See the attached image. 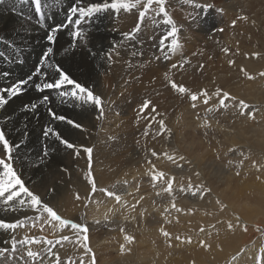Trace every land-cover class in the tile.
<instances>
[{
	"label": "bare ground",
	"instance_id": "obj_1",
	"mask_svg": "<svg viewBox=\"0 0 264 264\" xmlns=\"http://www.w3.org/2000/svg\"><path fill=\"white\" fill-rule=\"evenodd\" d=\"M73 2H74V0H57L56 5L52 8H50V10H49L50 15L44 21V23L47 25V28H45L39 24L38 19H37V14H36L33 6L30 3H24V2H22V0H3V2L0 3V51L9 52V54H11V52L8 48L9 43H13L17 46H20L22 48V53L20 54V58L23 61L22 63L18 62L15 64L4 63L3 61H0V73L8 72L11 74L7 79L0 76V86H5V85L10 84L16 80L23 79V78L27 77L28 75H30L34 72V70L36 69L38 62L41 58L42 53L48 47V44L46 42V36L48 35L47 29H50L53 26H55L57 24H61L64 22L65 15H66L68 9L72 6ZM88 2L93 3V2H96V0H88ZM196 3L199 5H209V6H211L210 7L211 9H214V10L219 9L220 11L224 10L225 12L230 13V18H229L228 23H227L228 26L224 31H220V30L201 31L200 30L201 25H200L199 15H200L201 10H206L209 7H205L203 9H201L200 7H193L191 4L188 3V0H167V5H166L167 11L170 13L175 24L181 29V31L179 33V43L181 44V48L178 52H176L174 54L168 53L166 46H164L165 51H161L162 46L159 44V41L161 39H163L164 35L167 33L168 26L164 25L160 18H157V23L153 24L151 21V18L149 17L148 19L145 20L143 29L140 33L137 34L136 38L133 40L124 42L123 46L118 48L119 55L113 54L111 66H109L106 56L104 59H101V54L106 53L108 49L112 48L113 45H117L122 40V34L123 33L131 32L132 29L135 27V24H136L137 19H138V14H137L136 10H133V12L131 14H126V13L121 12L119 17H117V18H114V16H115L114 13H112L111 11H108V12L104 13L103 15H101L97 22L93 23L92 27L89 29L88 36H89V46H90L91 50L93 52H95V56L90 55L87 50H85L81 47L76 48L70 55H65L63 52V49H65L66 47H68L72 43L71 38L68 35L69 30L65 29L64 31L59 33L57 40H56V43H55V60L57 62H59L66 70H68V72L71 74L72 78L77 80L82 85L91 88L95 94H97L103 98L104 104L106 105L105 110H104V112L107 113L106 118L109 119V116L112 117L114 120H116L117 124L113 123L111 120L112 118H110L111 123L121 127L119 129H120V131H122L124 133L123 134L118 129V131L120 133H122L121 139H124V137H126L128 134L134 132V129L137 127L135 130L139 129V131H141V133H140L141 136H142V134L145 135V133L147 134V132H150V133H152L153 139H154L156 144H158L159 142H162L161 145L166 146L167 148L170 147L171 149H173L172 145H169V144H171V142H172V137H174V132L177 129L176 128L177 125L179 124V126H180V123L184 121L183 120L184 116H183L182 112L186 114L187 111H190V108H192L193 102L189 99V97L187 95L181 96L178 93H176L170 87V84L168 82L169 79L175 81L179 85L186 87L187 89H189V91L191 93L199 94L202 91H207L210 96H212V94L216 91L217 88L221 89L222 91H227L229 93L230 90L228 91V89L231 85L233 88L236 87V89H238L237 87H242L245 85L250 86L248 89L249 92H247V93L245 92V90L243 91V88H241V90L238 89L240 91L239 93L237 92L238 94L235 92L236 91L235 89L232 90L235 92V93L234 92L233 93L236 94L235 97L237 99V102L239 100H243V101H245V103H247L249 101L247 103L249 105V107L247 109L243 110L244 114H241V110L238 107H234V108H236V109H234L235 111L229 107L226 110L220 109L218 111H214L212 113H209L207 111V109L209 107H212L213 105H218V103H216L215 100H217V102H218L219 98L216 99L215 96H212V99L209 101L208 105H205L203 103V97H201L200 99H198L195 102L196 103V107H195L196 111L197 110L206 111L207 113L204 115L208 119V123L212 126L210 130H207V136L205 134H203L204 135L203 137L207 138L208 145L214 143V145L218 146V145H222V142H224V141H227V142L231 143V145H234L237 141L239 143H242V138H243V134L245 131L249 130L250 133H254V134H258L260 132V130L256 128V127H261L260 124H254V123L250 124V119L253 117H256L258 115L261 117V114L264 112V103H263L264 101H262V103H260V101H257L255 99L252 100V99H247V98H255L256 97L258 99L257 93H259V91L262 88H264V76L260 77V79H259L260 81L258 79H256V78H258L256 76V73L264 72V5H263L264 0H252V3H251V0H196ZM234 14H236V15L234 16ZM28 17H31V19L30 20L27 19ZM239 17H246V19H239ZM233 24H234V26H233ZM1 46H3L4 50L1 49ZM154 46H156L155 49H154ZM225 49L227 51H225ZM166 55L168 58H165ZM184 59L190 61V63L184 65L183 68L177 67L176 69H173L171 67V65L173 63H177L179 65V63ZM257 61H261V63L256 64ZM201 65H203V67H201ZM241 69H243L244 71L249 73L251 76L253 75V77L256 76V78H254V79H256L257 82H259V86L257 84H255V85H257V87L254 85V83H253L254 80L251 83L250 81H252V79H249L250 81H248L246 79V76L244 75V71H241ZM154 72H157V74L153 75ZM166 76H167V78H166ZM230 89H232V88H230ZM250 89H251V91H250ZM261 94L262 93H260V95ZM42 95L43 94L37 93L34 89H28L22 95H20L18 97H14L12 100H10L9 104L5 106V109L0 110V127H5L8 130V136L13 143L19 142L20 138H21L19 136V134L25 133V130H26V133H27V135L25 137L26 142L23 144L21 149H25L28 145H33L37 148V151L34 153V155L29 156V157H21V159L23 161H25V164L23 166L22 171H23V179L25 180L27 186L31 190L34 191V183L37 182V180L39 181L42 178V179H45L46 181H49L50 179H52V181L57 182L55 192L61 193V192H63V189L68 185L67 184L64 186L63 184L65 183V181L63 183L61 181V179H62V174L65 173V170L69 167V157L71 156L72 150L66 149L60 143H58L59 145L51 144V145H49L53 151L51 153V155L49 157H45L43 160H38V158L41 156V153L44 151L43 147L46 146L47 142H46V138H43L42 135L36 136L35 133L38 131V129L40 128V126L44 122L53 121V120L49 117V115L46 111L47 106L38 107L37 113H30V112L23 111V106L25 104H28V103L33 102V101H38ZM52 95H53V97H55V93H53ZM261 96H263V95H261ZM145 99L150 100L152 102V105L155 106V108L157 109V112L155 114H153L150 110L146 111L143 114H140L139 109H140L142 102ZM211 101H212V104H211ZM226 103L232 104V101H227ZM50 106L58 114L64 115L70 119L73 116L80 114V116L75 117V118H78L77 120H78V123L80 125L88 124L90 119L92 118V116H94V114L97 112L96 108L94 106H91V105H89V106H73L72 104L60 105V104H58V102L55 99L52 100V103ZM121 117H124L126 119V121H124L123 118H122L123 120L118 119ZM127 118H129V119H127ZM161 118H163L165 121L167 131H165L163 129H159L158 121ZM198 118L201 119L200 117H198ZM135 120L138 121L137 122L138 124H136ZM25 122H26V129H25ZM59 122H61V121H59ZM230 122H232L233 126H230L231 125ZM186 123H189V122L187 121ZM183 124L181 125L182 127H183ZM199 126H201L200 123H199ZM199 126H196V127H199ZM193 127H195V125H193ZM253 128H256L257 130L253 129ZM17 129H19V130H17ZM232 130H235V132L232 133ZM119 132H117V133H119ZM164 134H165V136H164ZM108 136H109V138H112L111 140H114V138H115L113 133H109ZM127 138H128V136H127ZM140 139L138 141H140ZM183 139H184V137H183ZM221 139H222V141H221ZM120 140H118V141H120ZM126 140H128V139H126ZM259 140L260 141H258V142H259V144H261L259 146L263 147L262 149H264V134L262 135L261 139H259ZM173 142L176 143L174 140H173ZM112 145H114V143H112ZM119 145H120V143H119ZM0 147H2V146H0ZM112 148L114 149L115 147L112 146ZM47 151L49 152L48 148H47ZM175 151H176V153L178 152V154H179L178 156H173V157H175V161L176 160L181 161L180 157L182 155L180 154L179 150H175ZM225 151L227 152V150H225ZM127 153L130 154V153H132V151H127ZM237 154L239 157V153H237ZM3 155H4L3 152L0 151V157H3ZM165 155L160 156L155 161H151V163H149V161L143 162L141 160H137V158H134L135 157L134 155H132L134 157H132V156H130L128 158L125 157L126 159H123L121 161L108 162L107 167L109 168V166H110L112 168L111 172L107 175H104V176L99 175L100 177L101 176L102 177H101V179H97V186H98V188L103 187L105 184H107L109 186L110 184H112L114 182L115 179L119 178L122 182L123 181L124 182L118 183L115 187H113V190L115 191L116 194H118L120 196L126 195V198L130 199V200H128V199L126 200V199H124L125 196L124 197L121 196L122 199H121L120 205H123V202L125 200L129 201V202L131 201V203H132V200H131L132 197L130 198L129 196L132 195L133 192H135L137 194V196L140 197V194L142 193L141 189L138 190L139 188L138 187L136 188V186L138 185L137 183L142 184L141 183L142 179L140 178V176L141 175L142 176L143 175L151 176V169H153V168L156 171L163 172L162 168H161L162 164L164 165V163H168V161H172V160L167 159V156H165ZM183 157H184V155H183ZM66 158H68V159H66ZM114 159L115 158L113 157V160ZM201 159H200V161H201ZM34 161H38L39 166H35L33 163ZM41 161H43L44 163H41ZM63 161H67L68 164L66 163V164L61 165V162H63ZM185 161H186V159L183 162H185ZM176 162L170 163V164H172V166L170 167L171 177L169 176L170 178H174L175 183H176L177 179H179L178 177L181 175V173L183 174V172H181V171H184L183 168L185 167L184 166L182 168L180 165H178L179 163H176ZM222 164H223V162H222ZM60 165H61V167H60ZM64 165H66V166H64ZM221 167H223V166H221ZM239 169H240V167H239ZM253 169H255V168H253ZM101 170H103V169H101ZM106 170H104V171H106ZM249 170H251V169H249ZM185 171H186V169H185ZM248 171H246V172H248ZM103 173H105V172H103ZM252 173H254V172H252ZM249 174H250V172H249ZM188 175H189V173H188ZM224 176H225V174H224ZM227 176L228 175H226L225 177H227ZM232 177H234L233 174L229 176V179ZM198 178H199V176H198ZM240 178L241 177H239V179L237 178L238 181L240 180ZM227 179H228V177H227ZM79 180H81V179H79ZM136 180L137 181L140 180V181L136 183ZM146 181H148V179ZM227 181H229V180H227ZM75 182H78V181L76 180ZM125 182H131V183L129 185H126L127 183L125 184ZM261 183L262 182H260V184ZM71 185H69V186H71ZM202 185H204V184H202ZM225 185L223 187H224L225 191H227L228 190L227 189L228 184L226 186ZM230 185L233 186V184H230ZM164 186H166V185H164L163 182H159L155 188H152L154 191L153 195H145L144 196L146 201L152 205H155L157 203H160L161 205H163L166 201L165 199H163V196L166 197L168 195L167 193L162 191V187H164ZM235 186H237V185H235ZM240 186H241V188H243L242 185H239V188H240ZM143 187L144 186H142V188ZM256 187L257 186L255 184L250 185V189H255ZM66 188L68 189L69 187H66ZM109 188H111V187H109ZM228 188H230V186ZM245 188L246 187L244 186V188H243L244 191L246 190ZM258 188L259 187H257V189ZM74 189H77V188H74ZM74 189L70 188L67 191L68 196L70 198L74 199L73 202L76 200L75 199L76 195L80 194V192L78 190H74ZM152 189H149V190L152 191ZM179 189H180L179 185L175 184L173 196H171L174 200L175 199L178 200L177 196H179V195H177V194L179 193ZM80 190H81V188H80ZM88 190H90V188H88ZM220 190H222V189L220 188ZM229 190L233 191V189H229ZM150 191H148L147 193L149 194ZM232 191H231V193H233ZM157 192H160L161 194L158 196L156 194ZM240 192L241 191H239V193ZM231 193L230 194L227 193V195L230 196ZM262 193H264V192H262ZM143 194H141V196H143ZM162 194H163V196H162ZM181 194H183V193H181ZM187 194H185V195H187ZM57 195H60V194H57ZM240 195L243 196L242 194H240ZM240 195H238V196H240ZM94 196H96V195L94 194ZM204 196H205V194L203 195V197ZM69 197H67V198H69ZM171 197L168 198L167 202L173 200V199H170ZM81 198H83V196ZM150 198H152V199H150ZM197 198H199V197L195 196L191 201L188 202L190 205H188V204H186V205L187 206L193 205L194 207H196V206L199 207V205L201 203H200V199H197ZM207 198H208V196H207ZM133 199H135V198L133 197ZM148 199H150V200H148ZM106 200L108 203V199H106ZM181 200H183V199L181 198L179 200L180 201L179 205L181 202L185 204V202L181 201ZM56 201L57 200H54V203H56ZM67 201L69 202V200H67ZM113 201H115V199ZM207 201H206L207 202L206 204H204L205 201H202L205 206L209 207V206L213 205L209 202V200H207ZM65 202H66V200L64 201V203ZM71 202H72V200H71ZM103 202H104V204L106 203L105 201H103ZM92 203L93 202H91V204ZM144 203H142V204L145 205ZM254 203L256 204V201H254ZM58 204L61 205L59 202H58ZM109 204L110 205L103 206L102 208L100 207L101 211L108 212L110 214V221L111 222L107 223V224L105 223V224L107 226L113 227V229L115 226H118V228H122L123 221L126 218H124L123 221H121V219L118 220L117 218H115V215L117 213H116V210L114 208L117 206L113 205L112 202ZM116 204H118V203H116ZM228 205L230 207H232L230 205V203ZM233 206H234V204H233ZM246 206L248 207L249 205H246ZM6 207L7 206H5L2 202H0V219L5 220L6 222H15L18 219H26L27 217H34L36 215L35 213H32V212L19 211L20 208H22V207H20L18 203L15 204V208H16L15 211H13L11 209L5 210ZM181 207H183V206L181 205ZM208 207H206V208H208ZM55 208H57V207H55ZM185 208L189 209L188 207H185ZM157 210H159V209L157 208ZM191 210H192V208H191ZM233 210H234V208H233ZM250 210H252V209H250ZM255 210H253V211L255 212ZM235 211H237V210H235ZM247 211L249 212V210H247ZM99 212H100V210H99ZM167 212H161L160 216L164 215ZM171 212H172V209H171ZM183 212H184V210H183ZM108 213H107V215H109ZM176 213H178V212H176ZM187 213H189V212H187ZM98 214L99 213H97V215ZM178 214H180V211ZM178 214H177L176 218H180V216ZM86 216H88V215H86ZM238 216H240V215H238ZM107 217H104V218H107ZM247 217H249V215L246 216V218ZM86 218H89V217H86ZM92 218H94V216ZM98 218H101V216H99ZM140 220L143 221V219H140ZM240 220H241V218H240ZM243 220H242V222L244 223L245 220L244 221ZM250 221H248V223ZM125 222H127V221H125ZM102 223H104V222H102ZM101 225H104V224H101ZM138 226H140V225H138ZM39 228H40V226H39ZM103 228H104V226H103ZM243 228H244V226H243ZM263 228H264V226H263ZM263 228H261V229H263ZM27 230H29V229H27ZM101 230H102V228H101ZM116 231H118V230H116ZM263 231H264V229H263ZM228 232H230V234H231V231H228ZM252 232H251V234H252ZM30 233L32 234L31 231H30ZM253 233L255 234V232H253ZM262 233L264 234V232H262ZM234 234H235V232H234ZM107 235H108V233H107ZM238 235L239 234H237V236ZM13 236L14 235L12 232H4L3 230H0V247L10 248V242H8V241L11 240V238ZM176 236L179 237L178 235H176ZM225 236H227V235L225 234ZM230 236H234V235H230ZM203 237L205 238L206 235ZM205 239H207V238H205ZM216 239H219V238H216ZM244 239H246V238H244ZM178 240H181V239H178ZM236 240H238V239H236ZM240 240H241V238H240ZM240 240H239V242H240ZM6 241L8 243H5ZM104 241H106V240L104 239ZM216 241H218V240H216ZM258 241H260V240H258ZM97 242H98V240H97ZM106 242H104V243H106ZM187 242H188V240H187ZM198 242L199 241H197V243ZM200 242L202 243V241H200ZM231 242H233V241L230 240V243ZM194 243H196V242H194ZM214 243H215V241H214ZM236 243H235V245H236ZM252 243H255V240ZM217 244H219V243L217 242ZM217 244L215 243V247H217ZM241 244H243V243H241ZM241 244H240V246H242ZM225 245H224V247H225ZM249 245H250V243H249ZM249 245L244 249V252L249 250V248H250ZM179 246H181L180 243H179ZM213 247H214V245H213ZM219 247H220V245H219ZM219 247L214 248V249L218 250V249H220ZM230 247H232V246L230 245ZM108 248H110V247H108ZM179 248L181 249L182 247H179ZM202 248L204 249L203 246H202ZM202 248H200V251H202L201 250ZM207 248H205V249L208 250ZM238 248H240V247H238ZM35 249H37V248L35 247ZM95 249H96V247H95ZM97 250H96V252H97ZM183 250H185V248H183ZM147 251H149V250L147 249ZM185 251H187V250H185ZM190 251L192 252V249ZM200 251L197 252V249H196L194 256H192L191 252L190 253L188 251L187 252L192 256V259H194L193 257H195V259L197 261H199L200 259L198 260L196 258V257H198V255H196V254L201 253ZM208 251H205V253ZM211 251L212 250H210L209 252H211ZM226 251L229 254L230 251H228V250H226ZM83 252H85V251H83ZM187 252H185V253H187ZM205 253H203V254L205 255ZM235 253L237 255V252H235ZM177 254H178L177 256L182 257L183 253L181 254V256L179 255V252ZM189 254L188 255L186 254L187 257L189 256ZM203 254L200 256H203ZM213 254H215V253L213 252L212 256H213ZM221 254H223V253H221ZM206 255L208 256L209 253ZM216 256H217V253H216ZM221 256H218V257L223 258ZM256 256H257L256 253L253 254L252 259H254V257H256ZM124 258H126V257H124ZM164 258L166 259V257H164ZM189 258L191 259V257H189ZM201 258L203 260V257H201ZM148 259H150V258H148ZM185 259H186V257H185ZM215 259H217V257H215ZM182 260L183 259H181V261H179V259H178L179 262H182V263L185 262V260L184 261H182ZM202 260H201V262H202ZM155 261L158 263V261H161V260L158 259ZM169 261L174 263L177 260L175 259V261H174V258H170ZM193 261H195V260H193ZM204 261L205 260H203V262ZM238 261H239V259L233 260L232 263L238 264ZM188 262L190 264L194 263V262L192 263L190 261H188ZM81 263L82 262H80V264ZM113 264H114V262H113ZM169 264H171V263H169ZM197 264H199V262Z\"/></svg>",
	"mask_w": 264,
	"mask_h": 264
},
{
	"label": "rangeland",
	"instance_id": "obj_2",
	"mask_svg": "<svg viewBox=\"0 0 264 264\" xmlns=\"http://www.w3.org/2000/svg\"><path fill=\"white\" fill-rule=\"evenodd\" d=\"M251 3H252V0H251ZM263 5H264V3H263ZM219 11H220L219 9L214 10L211 8H208L206 10H201L200 15H199L200 25H201L200 30L201 31H215V30H220V29H223V31H224L227 28V26H228L227 23H228V20L230 18V13L225 12L224 10H221L220 12ZM235 15L236 14H234V16ZM155 47L156 46H154V49H155ZM1 49L4 50L3 46H1ZM259 63H261V61L256 62V64H259ZM156 74H157V72H154L153 75H156ZM256 76L258 78H256ZM256 76H254V78H256L258 80L261 77L260 73H256ZM246 79L248 81H250L247 77H246ZM256 79H252V81H250V82L252 83L254 80V82H253L254 85L257 84L259 86V82H257ZM257 85H255V86L257 87ZM249 87L250 86L245 85V86L237 87V88L240 90H241V88H243V91L245 90V92L247 93V92H249V90H248ZM230 88H232V89H230ZM234 89L236 90L235 91L236 93L240 92L238 89H236V87L233 88L231 85L229 87L228 91L230 90L229 93L233 97L236 96V94H234L235 92L232 91ZM250 91H251V89H250ZM260 93H262L261 95H263V96H261ZM257 94H258V96L257 95L256 96L258 97V99L256 97L255 98H247V99H252V100L255 99L257 101H260V103H262V101H264V88H262L259 91V93H257ZM215 98L218 99L217 97H215ZM215 102L218 103L217 100H215ZM211 104H212V101H211ZM230 108L232 110L236 109L234 107H230ZM104 113L105 114L103 115V118H100L98 115V112H96L94 114V116H92V118L90 119L88 124L81 125L83 130H81L80 128H73V127H71V125H68L64 122L46 121L43 123L44 125L42 124L40 126V128L35 133V135L36 136L42 135L44 138V135H43L44 129H45L44 126L51 125L52 127L55 128V130H57L58 132L60 131L59 133L61 134V136L64 139L68 140L69 142L75 143L78 147H80V146L92 147L94 149L93 159H92V167H93L92 170H93V176H94L96 182H97V179H101L102 176L107 175L111 172L112 168L110 166H109L110 169L107 167L108 162L121 161L123 159H126V158L132 156V155L135 156V157L134 156H132V157L137 158V160H141L143 162L155 161L160 156H163L165 154H166L165 156H167V155L178 156L179 154H178V152L176 153L175 150H179L180 154L182 156L184 155V158L186 157L185 158L186 161L183 162L185 160V159H183L181 161L176 160L177 162L176 161L175 162L179 163L178 165H180L182 168L185 166L183 168L184 171H181V172H183L184 175L181 173V175L178 177L179 179H177L176 183L175 182L173 183V188H174L175 184H178L179 187H184L185 191H183V192L179 191V193L177 194V195H179V196H177L178 200L177 199L174 200L172 197L170 199H173L175 204H176V207L181 209L180 214H178L179 212L176 213L177 211L172 209L171 204H172L173 200L167 202L168 198L170 197L169 195L164 197L162 194L163 199L166 200L163 205H161L160 203L152 205L146 201L144 196L145 195H153L154 191L152 188L156 187V186L155 187L153 186V182L151 181V176H145V175L142 176L141 175L140 178L142 179V181H141L142 184L137 183L140 180H138V181L136 180V183L138 184L136 186V188L138 187L139 188L138 190L141 189V192H142L141 194H143V193L144 194H143V196H141V194H140V197H139V196H137V194L135 192H133V194H132L133 196L132 195L129 196L130 198L132 197L131 198L132 203H131V201L130 202L126 201L127 199L130 200L129 198H126V195H121L123 197L125 196L124 199H126V200L123 202V205H120V203L116 204V201H113L114 198L106 196L105 193H103L99 190L95 193L96 196H94V194H92V192H91V186L88 184V182L85 178L86 173L88 171L87 154L84 153L83 151H81L80 155L76 156L72 150L71 156L69 157V167L65 170V173L62 174L61 181L63 183L65 181V183L63 184L64 186L68 184L66 186V187H69L68 189L77 188L74 190H78L80 192L79 196H81V197L83 196V198H81L80 200H77L75 198L77 201L75 200L73 202L74 199H72L68 196V194H67L68 189L66 187L63 189V192L56 193L55 188H56L57 182L52 181V179H50L49 181H46L45 179H42V178L39 181L37 180V182L34 183V192L39 193L41 195L42 199L45 200L46 202H48L54 208L57 207L58 209L57 208H55V209L57 210L58 214L61 215L63 218H67V219H70L73 221H79L80 223L85 224L87 226V228H88V247L91 249V253L83 252L84 249L81 246H79L80 244L78 243V237H76L70 229H64V230L60 231V230L50 228L47 225H44L43 231H41L39 228L40 225H37V227H31L32 222L30 220L25 219L27 226L23 227V228H19L16 230L15 233H13L14 237L17 240H21L27 235L29 237L44 236L47 239H51L54 241V244L52 246V253L54 255H47L45 253H42L43 260L37 261V264H55V259H56L57 255L60 257L62 264H80V262H82L81 264H91V257L92 256L95 257V264H101V263L102 264H104V263L105 264H113V262H114V264H130V263L131 264H134V263L135 264H169V263H171V264H178V263L179 264L180 263L181 264H188L189 263L188 261H190L192 263L194 262L193 264H197L198 262H199V264H201V263L202 264H234V263H232L234 256L235 257L237 256L235 260L239 259L238 264H255V260L252 259V255L255 253L257 255H259L260 254L259 253L260 248L264 247V234L262 233V232H264L263 231V229H264L263 228V226H264V193H262V192H264V186H263L264 185V160H263L264 159V149H262L263 147L259 146L261 144H259V142H258V141H260L259 139H261L262 135L264 134V132H263L264 131V120H263L264 119V112L261 114V117L258 115L256 117H253L250 119V124L251 123L260 124L261 127H256L257 129L260 130V132L258 134L250 133V131L248 130V131H245L243 134L242 143H239L237 141L234 145H231V143L224 141V142H222V145L216 146V145H214V143L208 145L207 138L203 137L204 136L203 134H205L207 136V130H210L212 127L208 123V119L204 115L207 112L201 111V110L196 111V108L192 107V108H190V111H187L186 114L182 112V114L184 116L183 117L184 121L180 123V126H179V124L177 125V127H176L177 129L174 132L175 138L172 137V142H171V144H169V145H172L173 149H171L170 147L167 148L166 146L161 145L162 142H159L158 144H156L154 139H153L152 133H150V132H147V134L145 133V135L142 134V136H141V134H140L141 131H139V129L135 130L137 127L134 129V132L130 133L131 135L130 134L127 135L128 138L126 136V137H124V139H121L122 133H123L119 129L121 127L113 124V123H116V120H114L110 116H109V119L106 118L107 113L106 112H104ZM76 116H80V114H77ZM76 116H73L71 119L78 123V120H77L78 118H75ZM198 117H200L201 119L203 118V119L201 120ZM110 118H112L111 120L113 123H111ZM122 118L124 119V121H126V119L124 117H121L118 119L123 120ZM127 119H129V118H127ZM186 120L190 124L186 123L187 122ZM137 122L138 121H136V124H138ZM199 123L201 124V126H199ZM205 123H207L208 126H204ZM182 124H183V127L181 126ZM230 124H229L230 126H233L232 122H230ZM193 125H195V127H193ZM196 126H199L200 128L196 127ZM256 128H253V129H256ZM118 129L122 133H120L118 131ZM117 132H119L120 134ZM234 132H235V130H232V133H234ZM109 133L114 134V136H115L114 140H111L112 138H109V136H108ZM23 135H24V133L19 134L20 137ZM164 136H165V134H164ZM183 137H184V139H183ZM126 139H128V140H126ZM139 139H140V141H138ZM118 140H120V141H118ZM173 140L176 143H174ZM221 141H222V139H221ZM46 142H47V144L45 147H43V149L45 150L48 148L49 149V156H50L53 151L49 145H51V144L59 145L58 144L59 142L56 141L54 138H46ZM112 143H114V145H112ZM119 143H120V145H119ZM112 146L115 148L113 149ZM233 149H234V151H232ZM225 150H227V152ZM36 151H37V148L33 145H28L25 149L18 150L20 158L32 156V155H34V153ZM127 151H132V153L128 154ZM153 151L157 153V155L155 157L151 155V153ZM237 153H239V157H238ZM113 157L115 158L114 160H113ZM199 158L201 159V161ZM66 159H68V158H66ZM221 161L223 162V164ZM41 163H44V162L41 161ZM66 163L68 164L67 161H63V162H61V165L66 164ZM170 163H174V162L168 161V163H164V165L162 164V167H161L162 171L166 174L167 178L171 177L170 167L172 166V164H170ZM61 165H60V167H61ZM64 166H66V165H64ZM221 166H223V167H221ZM239 167H240V169H239ZM253 168H255V169H253ZM101 169H103V170H101ZM185 169H186V171H185ZM249 169H251V170H249ZM104 170H106V171H104ZM246 171H248V172H246ZM251 171L254 173H252ZM103 172H105V173H103ZM249 172H250V174H249ZM188 173H189V175H188ZM197 173H199V175H197ZM236 173H239V175H237ZM224 174H225V176L228 175L227 176L228 179H227V177L224 176ZM229 174L230 175L233 174V176H234V177H232L233 179L232 178L229 179V176H230ZM99 175H102V176L100 177ZM198 176H199V178H198ZM238 176L241 177L239 180L240 182L238 181V179H239ZM79 179H81V180H79ZM147 179H148V181H146ZM76 180L78 182H75ZM227 180H229V181H227ZM198 181L199 182L201 181V182L199 183ZM120 182L123 183L124 181L122 182L119 178H117L109 186L107 184H105L103 187H100V188L107 189L109 191H114L113 186L115 187ZM260 182H262V183L260 184ZM130 183L131 182H125L126 185H129ZM158 183L159 182H157L156 185ZM198 183H199V185H202V184H204V186L206 185L207 188L211 189V191H210V193H204L205 196L203 198H200V194L197 195L199 197L197 199H200V203H201L199 205V207L198 206L194 207L193 205L187 206L186 204L190 205L188 202L191 201L195 197L191 194V192H189L187 190V186L189 184H191L193 187H195L196 185H198ZM71 184L72 185L74 184V185L72 186ZM225 184L226 185L228 184L230 186V188H228L229 186L227 185V189H228V190L226 189L227 191H225V189L223 187ZM230 184H233V186ZM251 184H255L259 188L257 189V187H256L255 189H250ZM69 185H71V186H69ZM235 185H237L238 187ZM239 185H242L243 188L245 186L246 192L244 191L243 188H241V186L239 188ZM142 186H144V187L142 188ZM109 187H111V188H109ZM80 188H81V190H80ZM88 188H90V190H88ZM97 188H98V186H97ZM100 188H98V189H100ZM220 188L222 190H220ZM149 189H152V191H150ZM229 189H233V191L231 190L233 193H231V191ZM51 190H54V192H52ZM148 191H150L151 193L149 192V194H148L147 193ZM239 191H241V192L239 193ZM181 193H183V194H181ZM227 193L228 194L231 193V195L229 196V195H227ZM57 194H60V195H57ZM185 194H187V195H185ZM240 194H242L244 197L241 196ZM238 195H240V196H238ZM207 196H208V198H207ZM67 197H69V198H67ZM133 197L135 199H133ZM141 197H143L142 200L140 199ZM181 198L183 199L181 201H184L185 204L181 202L179 205V202H180L179 200ZM106 199H108V203H107ZM150 199H152V198H150ZM150 199H148V200H150ZM206 199L209 200V202L211 204H213L214 206L213 205H211L209 207L205 206L204 204H206L208 202ZM54 200H57L61 205H59L57 201H56V203H54ZM65 200H66V202L64 203ZM67 200H69V202ZM71 200H72V202H71ZM201 200L205 201L204 204ZM217 200H219L221 203L218 204ZM103 201H105L107 204L106 203L104 204ZM254 201H256V204L254 203ZM91 202H93V203L91 204ZM111 202L113 205L117 206L115 208L113 207L117 213L115 215V218H117L118 220L121 219V221H123L124 218L127 219V220L124 219L123 224H122V228H118V226H115L113 229V227L106 225L107 223L111 222L110 221V214L108 212L101 211V208L103 206L110 205L109 203H111ZM228 202L230 203V205L233 203L234 206L232 204L231 205L232 207H230L228 205L229 204ZM142 203H144L145 205H143ZM181 205L183 207H181ZM246 205H249L248 207L252 210H250ZM19 206L22 207V208H20L19 211L32 212V213H35L36 215L38 214V213L34 212L27 204H25L23 206H21V205H19ZM133 206H135V207H133ZM243 206L244 207L246 206V207L244 208ZM185 207H188L189 209H187ZM206 207H208V208H206ZM157 208L159 210H157ZM191 208H192V210H191ZM233 208H234V210H233ZM165 209H167L168 212L165 211ZM171 209H172V212H171ZM99 210H100V212H99ZM183 210H184V212H183ZM235 210H237V211H235ZM247 210H249V212ZM253 210H255V212ZM161 212H167V213L160 216ZM187 212H189V213H187ZM97 213H99V214L97 215ZM107 213L109 215H107ZM177 214L180 216V218H176ZM86 215H88V216H86ZM238 215H240V216H238ZM245 215L246 216L249 215V217L246 218ZM93 216H94V218H92ZM99 216H101V218H98ZM86 217H89V218H86ZM104 217H107V218H104ZM237 217L239 219H237ZM27 218H29V217H27ZM80 218H82V219H80ZM240 218H241V220H240ZM140 219H143V221ZM243 219L245 220L244 223L242 222ZM125 221H127V222H125ZM248 221H250V222L248 223ZM102 222H104V223H102ZM230 223L233 225V227L229 230L228 225ZM101 224H104V225H101ZM138 225H140V226H138ZM103 226H104V228H103ZM243 226H244V228H243ZM101 228H102V230H101ZM257 228L260 229V231ZM261 228H263V229H261ZM27 229H29V230H27ZM201 229H203V231H201ZM245 229H247V231L249 233ZM116 230H118V231H116ZM161 230L168 232L170 234V238L165 237L162 234ZM30 231L32 232V234L30 233ZM228 231H231V234ZM252 231L255 232V234ZM234 232H235V234H234ZM251 232H252V234H251ZM107 233H108V235H107ZM224 233L227 236L228 235L229 236L228 237L225 236ZM237 234H239L240 236L239 235L237 236ZM63 235H69L71 237L72 242L62 241L61 244H55V240L60 238ZM126 235L131 236L133 238L132 243H128L125 240ZM176 235H178L179 237H177ZM205 235H206L205 238H207V239H205L203 237ZM230 235H234V236H230ZM177 238L181 239V240H178ZM216 238H219L220 240L216 239ZM240 238L242 241L240 240ZM244 238H246V239H244ZM104 239L107 242L104 241ZM186 239L188 240V242ZM236 239H238V240H236ZM97 240H98V242H97ZM216 240H218V241H216ZM230 240L233 242L230 243ZM239 240H240V242H239ZM254 240H255V243H252ZM258 240H260V241H258ZM197 241H199V242L197 243ZM200 241H202V243ZM214 241L216 244H217V242L219 243V244H217V247H215ZM8 242H10V240ZM104 242H106V243H104ZM194 242H196V243H194ZM179 243L181 246H179ZM235 243H236V245H235ZM241 243H243V244H241ZM249 243H250V245H249ZM202 244H203L204 249L202 248ZM240 244L242 246H240ZM213 245H214V247H213ZM219 245H220V247H219ZM224 245H225V247H224ZM230 245L232 247H230ZM248 245L250 246L249 250L244 252V249ZM178 246L182 247V248L180 249ZM26 247L27 246H25V249H26ZM31 247L35 251H40L41 249H46L49 246L41 243L39 245H32ZM35 247L37 249H35ZM95 247H96V249H95ZM108 247H110V248H108ZM122 247H123V251L121 250ZM199 247L202 248L201 249L202 251H200ZM218 247L220 249H218V250L214 249V248H218ZM238 247H240V248H238ZM183 248H185V250H187L189 253L191 252L190 250L192 249V252H191L192 256L195 255L194 253H195L196 249H197V252L200 251L201 253L196 252L197 253L196 255H198V257H199V258L198 257H196V258L198 260L199 259L200 260L197 261L195 259V257H193L194 259H192V256L187 251L183 250ZM188 248L189 249L191 248V249L189 250ZM205 248H207L209 251L210 250H212V251L209 252ZM25 249H22L21 251H25ZM147 249L149 251H147ZM96 250H97V252H96ZM226 250L230 251L229 254ZM205 251H208V252L205 253ZM178 252H179L180 256L183 253L182 257L177 256ZM185 252H187V253H185ZM213 252L215 254H213V256H212ZM235 252H237V255ZM203 253H205V255ZM208 253H209V255L207 256L206 254H208ZM216 253H217V256H216ZM221 253H223V254H221ZM186 254L187 255L189 254V256L187 257ZM202 254H203V256H200ZM15 255H16V257H19L21 255V252H17ZM218 256H221L223 258H219ZM124 257H126V258H124ZM164 257H166V259ZM185 257H186V259H185ZM189 257H191V259ZM201 257H203V260H205L204 262H203ZM215 257H217V259H215ZM148 258H150V259H148ZM170 258H174V261H175V259L177 261L174 263L170 262L169 261ZM158 259L161 261H158V263H157L155 260H158ZM178 259H179V261H181V259H183L182 261L185 260L186 263L185 262H183V263L179 262ZM24 260H27L26 254L24 255ZM193 260H195V261H193ZM201 260H202V262H201ZM0 264H23V261L18 260V259H13L11 257V254H10L8 260H3V259L1 260L0 259Z\"/></svg>",
	"mask_w": 264,
	"mask_h": 264
},
{
	"label": "snow or ice",
	"instance_id": "obj_3",
	"mask_svg": "<svg viewBox=\"0 0 264 264\" xmlns=\"http://www.w3.org/2000/svg\"><path fill=\"white\" fill-rule=\"evenodd\" d=\"M2 2L3 0H0V3ZM22 2L30 3L33 6L37 14L39 24L47 28V25L44 23V21L50 15L49 10L56 5L57 0H22ZM188 3L193 7H200L201 9L205 7H211L209 5H199L196 3V0H188ZM166 5L167 0H96V2L93 3L88 2V0H74L72 6L68 9L65 15L64 22L47 29L48 35L46 36V42L48 47L42 53L34 72L23 79L16 80L5 86H0V110L5 109V106L8 105L9 101L14 97L22 95L28 89H34L37 93H41L43 95L38 101L25 104L23 106V111L37 113L38 107L47 106L46 111L53 121H61L71 125L73 128H80L83 130L79 123L67 118L64 115L58 114L51 108L50 105L52 100L55 99L60 105L72 104L73 106H94L99 117L103 118L106 107L103 98L95 94L91 88L82 85L77 80L72 78L68 70H66L59 62L55 60V43L59 33L65 29L69 30L68 35L70 36L72 43L63 49L65 55H70L76 48L81 47L87 50L90 55L95 56V52H93L89 46L88 36L89 29L92 27L93 23L97 22L99 17L108 11L114 13V18H117L121 12L131 14L133 10H136L138 19L135 27L131 32L123 33L122 40L117 45H113L112 48L108 49L106 53L101 54V59H104L106 56L107 62L109 66H111L113 54L119 55L118 48L122 47L124 42L136 38L137 34L142 31L145 20L149 17L151 18L153 24L157 23V18H160L163 24L168 26V31L164 35L163 39L159 41V44L162 46L161 51H165L164 46H166L167 52L174 54L181 48V44L179 43V33L181 29L175 24L170 13L167 11ZM27 19L30 20L31 17H28ZM239 19H246V17H239ZM220 31H223V29H220ZM8 48L11 54H9V52L0 51V61L11 64L18 62L22 63L23 61L20 58L22 48L13 43H9ZM225 51L227 50L225 49ZM165 58H168L167 55ZM188 63H190V61L184 59L179 63V65L177 63H173L171 67L173 69H176L177 67L183 68L184 65ZM201 67H203V65H201ZM241 71L244 70L241 69ZM10 75L11 74L8 72L0 73V76L4 77L5 79H7ZM244 75L248 79H254V77L249 75L246 71H244ZM260 75L264 76V72H261ZM168 82L170 87L176 93L181 96L187 95L189 97V99L193 102V108L196 107L195 102L201 97H203V103L205 105L209 104L212 96L219 98L218 105H213L207 109L209 113L218 111L220 109L226 110L229 107H238L241 110V114H244L243 110L249 107L245 101L239 100L237 102L236 97L231 96L227 91H222L219 88H217L212 96H210L207 91H202L199 94H195L191 93L189 89L179 85L171 79H169ZM53 93H55V97H53ZM227 101H232V104L226 103ZM149 110L153 114L157 112V109L152 105V102L148 99H145L140 106L139 112L140 114H143ZM158 124L159 129L167 131L163 118L158 121ZM204 126H207V123H205ZM26 135L27 133L25 130V133L23 136H21L20 141L13 143L8 136V130L5 127H0V146H2L0 147V151H2L4 154L3 157H0V202L7 206L5 210L11 209L13 211L16 210L15 204L18 203L21 206L27 204L34 212L38 213L34 217L26 218L32 222L31 227H37V225H40L41 231H43L44 225L60 231L64 229H70L73 234L78 237V243L84 249V251L91 253V249L88 247L87 226L80 223L79 221L63 218L58 214L57 210L53 206L42 199L39 193L31 190L23 179L22 169L25 161L20 158L18 150H20L23 144L26 142ZM43 135L44 138H54L66 149L73 150L76 156H79L81 151L86 153L88 157V171L85 178L88 184L91 186L92 194H95L99 190L105 193L106 196L114 198L116 203H121L122 197L116 194L114 191L97 188V182L93 176L92 170L94 151L92 147H78L75 143L64 139L61 134L51 125L45 126ZM232 151H234V149ZM151 155L155 157L157 153L153 151ZM48 156L49 152L47 149H45L41 153V156L38 158V160H43ZM167 159L175 162V157L172 155H167ZM180 159L183 160L185 158L181 156ZM33 163L35 166H39L38 161H34ZM149 163H151V161H149ZM197 175H199V173H197ZM237 175H239V173H237ZM151 181L153 182L154 187L156 186L157 182H163V184L166 186L162 187V191L167 193L170 197L173 196L174 178H167L164 172L156 171L153 168L151 169ZM187 190L191 192L193 196L200 194V198H203L204 193H210L211 191V189L199 184L195 187L189 184L187 186ZM51 191L54 192V190ZM179 191L183 192L185 191V188L180 187ZM156 194L159 196L161 193L157 192ZM75 198L77 200L81 199L78 194ZM140 199L142 200L143 197ZM217 203L220 204L221 202L217 200ZM171 207L177 212L181 211V209L176 207L174 200L171 204ZM165 211H167V209H165ZM237 219L239 218L237 217ZM26 226L25 219H18L15 222H6L5 220L0 219V230H3L4 232L15 233L17 229ZM228 227L231 229L233 225L230 223ZM161 231L165 237L170 238V234L168 232L163 230ZM201 231H203V229H201ZM125 240L128 243L133 242V238L127 235L125 236ZM62 241L71 242V237L69 235H63L55 240V244H61ZM5 243L8 242L6 241ZM41 243L49 247L46 249H41L40 251H35L32 249V245H39ZM53 244V240L47 239L44 236L29 237L26 235L21 240H17L13 236L10 240V249L0 247V259L8 260L11 254L13 259L21 260L23 261V264H37V261L43 260L42 253L54 255L52 253ZM25 246H27L26 249ZM22 249H25V251H21ZM121 250L123 251V247ZM17 252H21L19 257H16L15 255ZM259 253V255L254 257L255 264H264V247L260 248ZM25 254L27 260H24ZM235 259L236 257L234 256L233 260ZM55 264H62L58 255L56 256ZM91 264H95L94 256L91 257Z\"/></svg>",
	"mask_w": 264,
	"mask_h": 264
}]
</instances>
